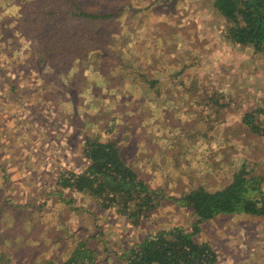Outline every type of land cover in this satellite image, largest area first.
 Here are the masks:
<instances>
[{
  "label": "rangeland",
  "instance_id": "rangeland-1",
  "mask_svg": "<svg viewBox=\"0 0 264 264\" xmlns=\"http://www.w3.org/2000/svg\"><path fill=\"white\" fill-rule=\"evenodd\" d=\"M128 2L104 20L77 18L94 43L82 42L92 49L85 60L62 51L43 63L29 37L32 0H0V249L9 264H58L86 240L98 264H118L114 253L147 234L189 229L191 212L169 203L132 225L87 194L64 190L75 209L57 199L58 173L86 165V137L114 141L141 178L173 195L220 188L240 168L264 176V135L241 120L252 112L264 129V55L226 41L212 0ZM6 198L12 210L1 207ZM197 238L214 264H264L261 218L218 215Z\"/></svg>",
  "mask_w": 264,
  "mask_h": 264
},
{
  "label": "trees",
  "instance_id": "trees-1",
  "mask_svg": "<svg viewBox=\"0 0 264 264\" xmlns=\"http://www.w3.org/2000/svg\"><path fill=\"white\" fill-rule=\"evenodd\" d=\"M129 3L128 0H32L37 19L28 26L29 37L37 45L43 63L54 62L62 51L78 53L80 60H85L84 54L92 50L94 43L79 34L81 24L77 18L104 20L112 13L130 8ZM212 7L226 23V41L252 46L255 53L264 55V0H212ZM82 42L91 46H84ZM149 82L155 84L154 80ZM256 114L264 120V108H257ZM241 120L254 134L264 135L262 120H256L252 112L245 113ZM83 154L86 165L82 170H64L56 177L58 189L53 193L61 202L75 209L72 195L65 196L64 190L87 194L101 209H115L119 217L132 225L148 219L164 203L189 210L193 218L189 229L176 225L158 230L114 253L118 264H214L216 252L197 236L200 225L218 215L258 217L264 228V176L261 173H248L240 168L220 188L208 190L189 185L179 195H173L160 184L141 178L112 140L86 137ZM4 205L1 207L12 210L14 202L6 198ZM6 234L7 230H0V245ZM97 254L87 240L79 241L58 264H98ZM9 255H4L0 249V264H9Z\"/></svg>",
  "mask_w": 264,
  "mask_h": 264
}]
</instances>
